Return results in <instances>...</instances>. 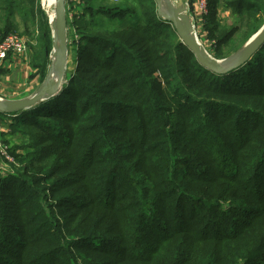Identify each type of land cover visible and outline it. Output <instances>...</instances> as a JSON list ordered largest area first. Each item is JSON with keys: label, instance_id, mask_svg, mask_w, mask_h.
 <instances>
[{"label": "trees", "instance_id": "1", "mask_svg": "<svg viewBox=\"0 0 264 264\" xmlns=\"http://www.w3.org/2000/svg\"><path fill=\"white\" fill-rule=\"evenodd\" d=\"M79 1L63 90L0 112L40 138L35 158L10 151L23 171L0 178V264H264V45L219 75L155 0ZM40 2L0 0V40L19 23L48 30L33 58L44 80L52 41ZM207 2L216 58L264 26V0ZM220 6L240 24L219 27Z\"/></svg>", "mask_w": 264, "mask_h": 264}, {"label": "rangeland", "instance_id": "2", "mask_svg": "<svg viewBox=\"0 0 264 264\" xmlns=\"http://www.w3.org/2000/svg\"><path fill=\"white\" fill-rule=\"evenodd\" d=\"M122 0H110V2L112 4L111 7L119 5L120 2ZM152 1V0H151ZM172 1V0H171ZM182 2V5L186 8L187 11V15L190 17V19L192 20L193 24H194V35L199 39L200 43L202 44V46L205 48V50L211 54L212 56H214V54H212V49H213V43H217V38H214L212 40L211 36L209 35V33H206L204 30V20H202L203 25L200 23V21L197 19V15H199L198 12V3L196 2V0H180ZM40 6L43 8H45L42 0L40 2ZM66 6H67V22L69 23V32H68V40H69V63H68V68L66 71V80L68 82V80H70L72 74L75 71V67L77 65V52H78V47H77V43H78V36L77 33L75 32V29L73 27V23L71 21V16L73 13H80L81 11V5H80V1L79 0H66ZM40 9V8H39ZM41 10V9H40ZM47 15V14H46ZM200 16V15H199ZM161 19H163L161 17ZM219 20L218 26L222 27V29L228 31L230 30L225 29V27H230L234 24L239 25V19L233 17L228 11H225L224 6H220L219 7V12H218V18ZM164 20V19H163ZM45 21V18H44ZM46 21L49 24V28H50V37H51V41H52V50H53V37H52V28H51V24H50V19L47 16L46 17ZM20 24V29L19 32L16 33V35L18 36H22L23 38H25L27 41L30 42V45L34 42V46H32V51H33V56L31 54V56L28 54L27 56L24 57L25 62L29 63L30 68L33 70V72H35V75H39L40 69H36L35 64H33L34 60L33 58H35L36 56H38V53L40 50L36 49L37 45H38V38H40V36L42 35V32L45 31L46 29H42L40 24H28L25 26L22 23ZM43 30V31H42ZM48 32V30H46ZM224 33V32H220ZM237 39L234 43H230L229 46L227 48H224V55L225 57L223 58H217L219 60H228L231 59V57H233L235 54H237L247 43H243V41L246 38V32L244 31H240L239 34L237 35ZM218 37V36H217ZM34 39V41L32 40ZM234 44V47L236 46H243L241 49H239L236 52H231L230 55H228L227 52H229V50H231L232 46ZM51 50V53H52ZM30 52V51H29ZM50 53V57L52 56V54ZM49 57V64L47 67V73L50 71L52 63L54 58H50ZM33 72H29V76L31 78V81L36 78L33 75ZM46 73V75H47ZM29 83L26 85V89L28 88ZM28 92L26 91V94ZM26 97H30L26 96ZM25 97V98H26ZM2 98V97H1ZM24 98V97H23ZM22 98V99H23ZM12 118L7 117L6 121H10ZM1 121L0 120V178L7 180L8 177L12 176H16L20 170L23 171V166L15 161V158L12 156V154L10 153V151L13 152H17V154L19 156H22V158H27L28 160H30L31 158H35V150L39 148V141L40 138L38 136V134L36 133V131H29V130H23V128H19L17 127L18 131H15L14 129L10 128L8 126V122ZM2 134H4V136H2ZM32 175H29V178L31 179ZM12 187H14L17 190H20L21 184H18L17 182H13ZM46 185V188L51 189L54 186V181L49 182ZM44 185V186H45ZM43 186V187H44ZM25 192H32L31 190L27 189L25 190ZM47 193V195L50 197V192L44 191Z\"/></svg>", "mask_w": 264, "mask_h": 264}, {"label": "water", "instance_id": "3", "mask_svg": "<svg viewBox=\"0 0 264 264\" xmlns=\"http://www.w3.org/2000/svg\"><path fill=\"white\" fill-rule=\"evenodd\" d=\"M172 2L175 4L172 13L171 15H166L163 12V0H155V3H157L158 16L168 20L174 26L182 43L188 47L192 54L195 55L200 65L213 73L215 72L219 75H227L231 73L232 70L247 64L248 61L256 55V52L264 45L263 26L238 52L241 53V55L236 62L230 66H224L223 61L209 54L202 46L199 39L194 35V24L187 15L186 8L182 5V2L180 0H172ZM43 10L45 12L44 7ZM50 24L52 30L54 29L57 31V37L55 40L53 39L52 56L50 57L49 55L50 58L54 57L57 59L55 67L53 62L50 71L46 75V80L34 95L20 100H4L0 97V112L2 114L30 110L41 102L50 100L59 95L67 84L65 74L69 63V23H67L66 0H57L55 16L53 20H50ZM53 68L57 69L56 78L52 76Z\"/></svg>", "mask_w": 264, "mask_h": 264}, {"label": "crops", "instance_id": "4", "mask_svg": "<svg viewBox=\"0 0 264 264\" xmlns=\"http://www.w3.org/2000/svg\"><path fill=\"white\" fill-rule=\"evenodd\" d=\"M197 19L203 25L201 16L197 15ZM34 41V39H32ZM29 42V41H28ZM29 55L33 56L32 46H34V42L30 45ZM33 72L30 68L29 63L25 62L24 57H19L17 55H9L7 60L4 63L3 69L0 74V97L4 100H20L26 96H32L34 93L40 88V86L44 83L46 78L43 80L42 76L33 75L36 77L31 81L29 76V72ZM29 83L28 88L26 89V85ZM26 91L28 92L26 94Z\"/></svg>", "mask_w": 264, "mask_h": 264}, {"label": "built area", "instance_id": "5", "mask_svg": "<svg viewBox=\"0 0 264 264\" xmlns=\"http://www.w3.org/2000/svg\"><path fill=\"white\" fill-rule=\"evenodd\" d=\"M207 1L196 0L198 3V12L202 19L208 14ZM28 43L25 38L16 34H9L0 40V74L9 55L13 54L19 57H25L29 54L30 47Z\"/></svg>", "mask_w": 264, "mask_h": 264}, {"label": "bare ground", "instance_id": "6", "mask_svg": "<svg viewBox=\"0 0 264 264\" xmlns=\"http://www.w3.org/2000/svg\"><path fill=\"white\" fill-rule=\"evenodd\" d=\"M42 2L45 6V12L48 15L49 19L53 20L54 16H55V9H56L57 0H42ZM163 3H164L163 4V12L166 15H171L172 9L174 8L175 4L171 0H163ZM52 37L54 40L57 37V31L54 29L52 30ZM58 43H59V41H58ZM240 55H241V53H238V54H235L233 57H231V59L222 60L223 65L224 66H230V65L234 64L236 62V60L240 57ZM52 60L54 62V67H55V63L57 62V59L54 58ZM52 76H54L55 78L57 77V69L56 68L52 69Z\"/></svg>", "mask_w": 264, "mask_h": 264}]
</instances>
